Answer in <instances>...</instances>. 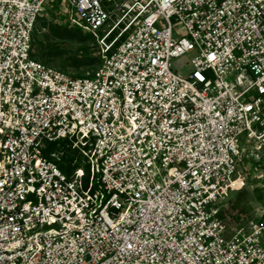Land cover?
<instances>
[{"label":"built area","instance_id":"1","mask_svg":"<svg viewBox=\"0 0 264 264\" xmlns=\"http://www.w3.org/2000/svg\"><path fill=\"white\" fill-rule=\"evenodd\" d=\"M47 2L0 0V264H264V181L248 231L216 205L264 180V0H68L85 77L33 55Z\"/></svg>","mask_w":264,"mask_h":264},{"label":"rangeland","instance_id":"2","mask_svg":"<svg viewBox=\"0 0 264 264\" xmlns=\"http://www.w3.org/2000/svg\"><path fill=\"white\" fill-rule=\"evenodd\" d=\"M37 25L33 55L41 61L68 73L71 77L88 76L101 65L103 61L101 35L87 32L76 21L68 0H48ZM178 32H182V29ZM196 54L195 51L172 58L173 70L187 75L191 60ZM240 143L244 146L245 140L240 139ZM60 149L64 150L65 154H76V157L79 155L72 146L62 145ZM68 158H65L60 166L69 174L72 167H67L70 163ZM241 171L243 184L232 189L227 197L216 204L225 213L228 234H234L241 227L248 231L251 223L258 220L255 209L263 195L262 188L258 186L264 180L257 175L262 174V169L258 165L250 168L248 165H242Z\"/></svg>","mask_w":264,"mask_h":264},{"label":"trees","instance_id":"3","mask_svg":"<svg viewBox=\"0 0 264 264\" xmlns=\"http://www.w3.org/2000/svg\"><path fill=\"white\" fill-rule=\"evenodd\" d=\"M38 22H39V21H38ZM37 29H38V25H37V27H36V29H35L34 40H35V34H36ZM62 145H63V146H66L67 144H66L65 141H64V142H62ZM57 149H60V146H58L57 143H54V144H52V145L50 146V149H49V150H57ZM67 157H69V158H68V161L70 162V163L68 164L67 167H69V166L72 167V162H73V160L75 159L76 154L69 155V153H67V154H65V158H67ZM97 187H98V185H97Z\"/></svg>","mask_w":264,"mask_h":264}]
</instances>
